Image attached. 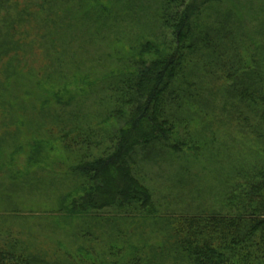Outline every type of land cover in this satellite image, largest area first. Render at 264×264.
Wrapping results in <instances>:
<instances>
[{
  "label": "trees",
  "instance_id": "16d2710c",
  "mask_svg": "<svg viewBox=\"0 0 264 264\" xmlns=\"http://www.w3.org/2000/svg\"><path fill=\"white\" fill-rule=\"evenodd\" d=\"M128 1L0 0V264H264V0H153L145 25ZM165 152L216 161L217 208L162 212L141 171Z\"/></svg>",
  "mask_w": 264,
  "mask_h": 264
},
{
  "label": "rangeland",
  "instance_id": "374dc122",
  "mask_svg": "<svg viewBox=\"0 0 264 264\" xmlns=\"http://www.w3.org/2000/svg\"><path fill=\"white\" fill-rule=\"evenodd\" d=\"M129 1H131V0H129ZM238 1L244 2V0H242V1L238 0ZM246 1L247 0H245V5H247ZM129 3L131 4L132 7L136 6L135 9H136L137 14H139V12L141 10L140 6L141 7H144V5L147 6L146 10L144 9L140 15L139 19H141V20L138 21L139 25H142V24L145 25V24H147V22H149V20L150 21L152 20V18H153L152 12L155 9L156 1H153V0H134L135 5H133L131 2H129ZM224 5L218 4V8L220 10L224 9L225 8ZM248 6L250 7L249 10H252L251 15L253 16L254 15L253 3H251V1H250V3H248ZM123 7H124L125 11L129 10L128 11V17H131L133 19L134 18L132 15L133 13L130 11L132 9L130 7L128 8L125 5ZM152 7H154V8H152ZM246 9H248V8H246ZM213 10L214 9H212V14L215 13V11L213 12ZM245 13H246V11H245ZM248 15H250V12H248ZM211 18L213 19V17H211ZM245 19H246V21L244 23H245V25H247L248 36L246 38V35H245L243 40L245 42L247 41L250 45V43L252 42L251 39H258L259 40V35L254 31V26H256V23L258 21L252 19L251 23H249V19L247 17H245ZM83 23L84 22L76 25V28L74 30L72 29V31L73 32L81 31L82 30L81 26ZM212 25H213V23H209V26H212ZM87 29L90 30V27H88ZM90 34H92V33H90ZM99 34H103V37H104V35H106V37H104V39H105L104 43H102V44H105V45L107 44L105 47L108 48V50L110 52L114 51L113 47H115V46L113 45V42H116L118 44V46L120 45L117 39L120 40L122 38L121 34H119V33H115V34L112 33L111 34L109 32H106L105 30ZM120 41H124V39H122ZM95 44H96V41H95ZM89 51L91 53L85 54L86 56H91L95 52V50L92 48V46L90 47ZM205 90L206 89H204V87H202V91L201 90L198 91L199 92L198 93V95H199L198 99L200 102L204 99V96H206ZM212 102L216 104L214 106V108L216 107V116L211 114L212 118H215V126H213V128H211V131L213 133H210V131H208L206 133V136H207L206 138H208V140L215 139L213 134H215L216 128H217V126H219L217 124L218 123L217 121L221 120L220 117H222V116L225 117L224 114H222L220 112V104L217 102H214V101H212ZM192 105H193V108H195V109H199V107H200V106L194 105V102H192ZM79 117H84V116H79ZM207 118L208 117H206L205 119H207ZM209 119H210L209 122H211L213 120L211 118H209ZM47 121H50V118ZM201 121L202 120H200L199 123H197V129H199V126H203L202 124H200ZM220 122H219V124H220ZM53 126L54 125L49 122L46 125H44L43 127H41V129L39 130V137L50 139L53 135L56 134L54 132L55 129ZM210 127H212V126H210ZM220 127H221L220 133L224 137L226 136L225 132L226 131L229 132L228 137L225 138L227 140V141L225 140V144L228 145L229 147H234L235 150L237 151L238 156H239V151L243 150V147H245L244 143H242V139H241L240 135L237 133L236 129H234L232 127H229V128L225 127L224 128V126H221V125H220ZM26 128L27 127L23 128V131L28 130ZM14 132H16V131H14ZM16 135H17V133H16ZM23 135H20V139L22 138ZM217 137H219V134H217ZM13 140H14V138H13ZM13 140L10 139L8 141H13ZM15 148L16 147H14V148L9 147V149H7V150L15 149ZM206 156H208V155H205L203 157H200L199 159H196V158H193L191 156L186 157L184 154H180L179 156L178 155L177 156L176 155L171 156L170 154L165 152V153H163L162 156L158 155L157 157L152 158V161H150L149 163L142 165V166H144V168H143V171H141V172H143L144 175L148 174V177L150 176L149 179L148 180L146 179V180L148 182V185L150 187H153V192H154L153 196L155 198L156 203L159 205L160 209L162 210V212H164V209H166V210L169 209L170 211L172 210L174 212V214L186 215L189 213L193 214V213L198 212L197 209H199L201 207L202 208L203 207H205V208L212 207L211 209H214L213 207L217 208V205H219V203H220L221 195H222L221 193L224 191V188L221 185V182H220L221 180L219 181L220 183L217 186V184H215L214 180L210 177L211 175H209L210 171H208V174H207V170L213 169L216 161L208 160L206 158ZM24 157H26V156L25 155H19V157H18V161H19L18 165L19 166H22L24 164V160H25ZM221 158L225 160V155H222ZM232 164L230 166H232ZM7 180L11 181V178H9V175L7 176ZM202 186H204V187H202ZM212 186H215L214 187L215 190L211 193ZM204 188L206 190H203ZM209 194H211L212 197H209ZM3 214L7 215V214H10V212L9 211L3 212ZM15 217H17V216H14L13 218L9 219L6 223L10 224L11 221L15 219ZM30 227H32V226H31V224H28V222H25V223L22 222V228L23 229L28 228L27 230H25L27 236H25L24 240H28L33 244L32 246L29 247L31 251H34V252L40 254L39 251H42V249H43L42 247H44V246H42L41 243H36L34 240H32L31 237L33 236L32 235L33 228L36 229L37 232L42 231V229H39V228H36L33 226L32 230H31ZM156 236H158V234L153 233V232L147 234V238L149 239V241L151 240L152 242H155Z\"/></svg>",
  "mask_w": 264,
  "mask_h": 264
}]
</instances>
